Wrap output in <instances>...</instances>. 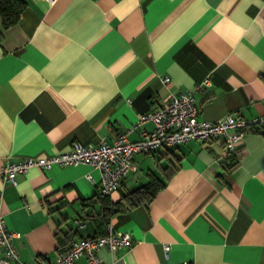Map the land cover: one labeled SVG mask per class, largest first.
Returning a JSON list of instances; mask_svg holds the SVG:
<instances>
[{"label":"crops","instance_id":"0c3cea01","mask_svg":"<svg viewBox=\"0 0 264 264\" xmlns=\"http://www.w3.org/2000/svg\"><path fill=\"white\" fill-rule=\"evenodd\" d=\"M24 1L0 40V168L112 142L173 92L193 91L202 119L264 115V0ZM142 128L153 122L130 139ZM243 131L232 168L222 138L190 139L136 153L138 169L104 199L88 163L0 176V213L19 232L13 264H47L72 236L103 234L104 207L153 177L165 185L149 204L110 215L133 243L101 247L104 264H264V127Z\"/></svg>","mask_w":264,"mask_h":264},{"label":"built area","instance_id":"2783aa9c","mask_svg":"<svg viewBox=\"0 0 264 264\" xmlns=\"http://www.w3.org/2000/svg\"><path fill=\"white\" fill-rule=\"evenodd\" d=\"M54 2L55 0H49ZM167 83L169 76H163ZM207 77L203 84L209 83ZM203 84L197 86L203 88ZM152 121L153 128L141 129V137L132 140L129 133ZM258 122H264V115L252 119L235 114H227L218 120H206L199 117V110L193 91L171 93L168 102L151 111L142 113L138 121L121 131L112 142L101 139L96 143H83L74 140L69 150L55 154L26 156L18 160L7 159L0 168V176L6 183L17 184V174L33 167L44 170L54 165H76L88 163L100 171L99 193L111 194L123 184L129 172L137 170L136 153H153L161 147H174L190 139L209 140L222 138L227 151L237 152V146L243 139V128ZM91 180L93 176L87 174ZM19 232L8 227L4 214L0 213V264L21 262L14 245ZM133 243L129 231L118 230L113 222L107 225L104 234L78 238L72 236L67 247L47 264H74L82 255H86L87 264H104L98 251L105 246L111 250L116 247L130 246ZM170 243L164 244L165 255L169 257ZM178 264H189L187 260Z\"/></svg>","mask_w":264,"mask_h":264},{"label":"trees","instance_id":"16d2710c","mask_svg":"<svg viewBox=\"0 0 264 264\" xmlns=\"http://www.w3.org/2000/svg\"><path fill=\"white\" fill-rule=\"evenodd\" d=\"M26 7V2L24 0H0V40L3 39L4 31L14 25H16L22 15L23 10ZM257 128H263L264 122H258L253 125ZM245 126V127H247ZM229 159L225 160V166L229 169L238 163V156L236 152L227 151ZM178 167H175L177 170ZM171 174H168L170 177ZM165 185L163 180L157 177H153L149 182L139 185L138 187L128 190L123 194L122 202H114L112 206H105L101 214L103 215V220L106 223L105 232L107 231V225L109 223L110 215L116 211L130 208L139 204H149L157 195L158 191ZM107 194H101L98 196L104 199ZM103 233V234H104Z\"/></svg>","mask_w":264,"mask_h":264}]
</instances>
